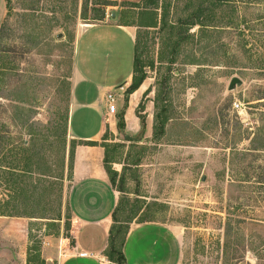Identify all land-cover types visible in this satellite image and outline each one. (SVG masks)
Returning <instances> with one entry per match:
<instances>
[{
  "label": "rangeland",
  "instance_id": "1",
  "mask_svg": "<svg viewBox=\"0 0 264 264\" xmlns=\"http://www.w3.org/2000/svg\"><path fill=\"white\" fill-rule=\"evenodd\" d=\"M149 2H3L0 125L12 145L26 142L41 156L44 219L0 218V264H58L72 243L65 167L71 76L80 65L74 48L102 11L157 23L135 35L145 74L136 127L116 128L124 94L103 133L123 188L117 221L181 228L180 264H264V0H153L157 9ZM199 10L201 25L182 24ZM232 78L241 85L230 91ZM78 116L70 118L75 131ZM155 121L163 133L154 138ZM24 123L40 136L20 132Z\"/></svg>",
  "mask_w": 264,
  "mask_h": 264
},
{
  "label": "crops",
  "instance_id": "2",
  "mask_svg": "<svg viewBox=\"0 0 264 264\" xmlns=\"http://www.w3.org/2000/svg\"><path fill=\"white\" fill-rule=\"evenodd\" d=\"M115 14V19L110 14L109 19L105 17L86 26L75 43L74 58L79 61L80 56V65L77 70L74 62L71 76L68 130L69 142L74 147L67 188L72 243L58 264H108L104 252L119 192L111 186L103 163L105 151L101 143L108 142L103 140V133L106 125L110 128L115 125L110 119L112 115L107 114L105 96L119 86L130 85L139 28ZM2 17L3 0H0V23ZM141 96L139 87L122 108L125 131L136 127L133 113ZM121 102L117 101V107H122ZM75 113L79 114L76 131L70 124ZM86 142L97 145L89 146ZM183 234L181 228L157 221L131 224L122 248L125 264H180Z\"/></svg>",
  "mask_w": 264,
  "mask_h": 264
},
{
  "label": "trees",
  "instance_id": "3",
  "mask_svg": "<svg viewBox=\"0 0 264 264\" xmlns=\"http://www.w3.org/2000/svg\"><path fill=\"white\" fill-rule=\"evenodd\" d=\"M5 0H3L4 2ZM87 0H84V3ZM150 1V8L157 9V4ZM228 1V0H219V2ZM137 8V6H132ZM148 7H145V10ZM201 10L198 11L197 17L191 15L190 18L182 22V24H187L188 26L201 25L199 17ZM105 18L104 12L94 18L98 22L103 21ZM156 21L150 25H146L142 21H137V27L144 28H156ZM1 28H0V39H1ZM138 59L134 56L133 62V75L131 83L128 86L125 92V107L127 104V99L129 95L135 92L143 83L145 79V74L143 70L138 67ZM172 63V62H170ZM157 121V119H156ZM155 124L153 126V137H158L163 133V126L160 127ZM29 125L22 124L18 126L19 131L22 130L27 133V135L40 136L39 133H29L27 132V127ZM31 127V125L29 126ZM116 128L118 131L123 132L125 130L123 114L119 116ZM11 131L5 125H0V181L4 186V191L6 194H3L7 199H0V217L8 218H29V219H44L43 215L39 212L43 210V173L40 172V162L41 156L38 152H31V150L26 149L27 143L22 142L20 144L12 145L11 143ZM63 139V137H62ZM103 140H107L104 139ZM63 142V140H62ZM86 145L95 146V142H86ZM104 148V168L111 183V186L119 193H123V188L115 186V178L118 175L116 171L112 170L110 164L112 161L108 160L107 149L105 145H101ZM73 147L74 143H71L69 150V179L72 168V157H73ZM33 177V181L30 180ZM1 197V195H0ZM119 206L118 205L112 215V225L109 230L108 244L104 252L105 257L108 259L109 264H125V258L122 253L123 244L126 239V235L129 230L131 222H122L120 223L116 219V212ZM40 214V215H38ZM57 220H59L57 218ZM121 234L119 243L117 244L118 235Z\"/></svg>",
  "mask_w": 264,
  "mask_h": 264
},
{
  "label": "built area",
  "instance_id": "4",
  "mask_svg": "<svg viewBox=\"0 0 264 264\" xmlns=\"http://www.w3.org/2000/svg\"><path fill=\"white\" fill-rule=\"evenodd\" d=\"M127 87L125 86H119L109 92H107L105 96V104H106V111L108 115H114L115 111L117 109V101L118 99H123V96L126 92ZM234 107L237 108V104H234ZM84 254H81L80 256H83Z\"/></svg>",
  "mask_w": 264,
  "mask_h": 264
},
{
  "label": "water",
  "instance_id": "5",
  "mask_svg": "<svg viewBox=\"0 0 264 264\" xmlns=\"http://www.w3.org/2000/svg\"><path fill=\"white\" fill-rule=\"evenodd\" d=\"M115 12H112L111 13V19H115ZM241 85V81L237 78H232L230 83H229V86H228V90H233L236 86H239ZM125 140H128V141H132V138H130L129 136H125Z\"/></svg>",
  "mask_w": 264,
  "mask_h": 264
}]
</instances>
